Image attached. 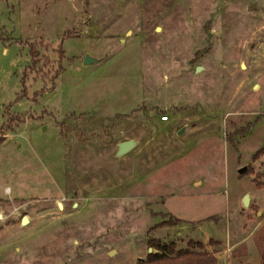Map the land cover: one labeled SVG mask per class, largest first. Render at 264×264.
<instances>
[{
    "label": "rangeland",
    "instance_id": "1",
    "mask_svg": "<svg viewBox=\"0 0 264 264\" xmlns=\"http://www.w3.org/2000/svg\"><path fill=\"white\" fill-rule=\"evenodd\" d=\"M263 225L264 0H0V264H264Z\"/></svg>",
    "mask_w": 264,
    "mask_h": 264
},
{
    "label": "trees",
    "instance_id": "2",
    "mask_svg": "<svg viewBox=\"0 0 264 264\" xmlns=\"http://www.w3.org/2000/svg\"><path fill=\"white\" fill-rule=\"evenodd\" d=\"M32 62L35 65L38 61L36 55V46L31 43ZM48 62V61H47ZM62 61L60 58L59 69L54 73V78L62 68ZM256 158V154L253 155ZM179 222L178 218H171L169 220H163L158 223L159 226H171L176 225ZM258 233L264 236V225L258 230ZM152 248L156 249L155 252H151L147 255L148 264H218L216 257L208 252L204 251L203 244L198 241L188 240L187 249L177 250L176 244L171 241L169 243H162L159 240H151ZM197 247L198 249H192ZM263 264V263H261Z\"/></svg>",
    "mask_w": 264,
    "mask_h": 264
},
{
    "label": "water",
    "instance_id": "3",
    "mask_svg": "<svg viewBox=\"0 0 264 264\" xmlns=\"http://www.w3.org/2000/svg\"><path fill=\"white\" fill-rule=\"evenodd\" d=\"M83 60H84V65H88L90 63L97 62V60L92 58L89 54H86L84 56ZM199 70H200V67L195 68V71H199ZM181 131H179V133ZM136 144H137L136 141H134L132 139L123 140V141L118 142V150L116 152V156L118 157V156H121V155L131 151L135 147ZM244 169H245L244 167H241V168H239L238 172H242V171H244ZM248 202H249V195L245 194L242 197V205L247 206ZM27 222H28L27 217L23 216L21 219V224H26Z\"/></svg>",
    "mask_w": 264,
    "mask_h": 264
},
{
    "label": "built area",
    "instance_id": "4",
    "mask_svg": "<svg viewBox=\"0 0 264 264\" xmlns=\"http://www.w3.org/2000/svg\"><path fill=\"white\" fill-rule=\"evenodd\" d=\"M162 119H163V120H166V119H167V117H166V116H164V117H162Z\"/></svg>",
    "mask_w": 264,
    "mask_h": 264
}]
</instances>
